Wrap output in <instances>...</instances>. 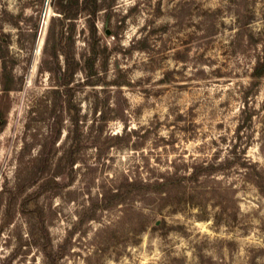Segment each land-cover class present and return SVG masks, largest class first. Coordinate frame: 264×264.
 I'll list each match as a JSON object with an SVG mask.
<instances>
[{
	"label": "rangeland",
	"instance_id": "1",
	"mask_svg": "<svg viewBox=\"0 0 264 264\" xmlns=\"http://www.w3.org/2000/svg\"><path fill=\"white\" fill-rule=\"evenodd\" d=\"M73 1L0 0V264H264V0Z\"/></svg>",
	"mask_w": 264,
	"mask_h": 264
},
{
	"label": "trees",
	"instance_id": "2",
	"mask_svg": "<svg viewBox=\"0 0 264 264\" xmlns=\"http://www.w3.org/2000/svg\"><path fill=\"white\" fill-rule=\"evenodd\" d=\"M60 5L63 7L64 11H68V13H71L69 11L74 10V5L78 3V1H73V0H60ZM69 15V14H68ZM94 31H95V26H94ZM255 72L253 75L256 77L261 76L264 72V61L259 60L258 64L255 67Z\"/></svg>",
	"mask_w": 264,
	"mask_h": 264
},
{
	"label": "water",
	"instance_id": "3",
	"mask_svg": "<svg viewBox=\"0 0 264 264\" xmlns=\"http://www.w3.org/2000/svg\"><path fill=\"white\" fill-rule=\"evenodd\" d=\"M106 32H107V34H110L111 33V29H106ZM157 223H159V220H158V222Z\"/></svg>",
	"mask_w": 264,
	"mask_h": 264
}]
</instances>
